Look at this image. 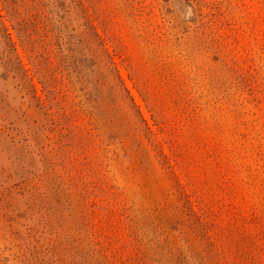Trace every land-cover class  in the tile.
<instances>
[{
    "label": "rangeland",
    "instance_id": "374dc122",
    "mask_svg": "<svg viewBox=\"0 0 264 264\" xmlns=\"http://www.w3.org/2000/svg\"><path fill=\"white\" fill-rule=\"evenodd\" d=\"M0 264H264V0H0Z\"/></svg>",
    "mask_w": 264,
    "mask_h": 264
}]
</instances>
